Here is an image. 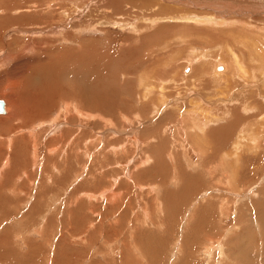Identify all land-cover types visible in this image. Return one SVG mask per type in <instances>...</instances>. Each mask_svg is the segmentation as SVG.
<instances>
[{
  "label": "rangeland",
  "instance_id": "374dc122",
  "mask_svg": "<svg viewBox=\"0 0 264 264\" xmlns=\"http://www.w3.org/2000/svg\"><path fill=\"white\" fill-rule=\"evenodd\" d=\"M52 1L46 4V8L52 6L48 15L55 6ZM123 1L61 2L79 14L77 17L73 14L75 17L69 22H74L71 24L76 26V32L72 25H65L54 47H76L80 52L65 61L72 67L51 69L50 76L46 72L48 80L42 71L41 85L37 84L40 87L33 86L37 92L26 86L24 80L20 88L8 85L11 76L24 67L14 60L2 63L6 53L0 49V100L8 104V112L0 113V264H264V89L247 88L246 77V83L241 81L242 77L235 80L230 69L226 73L231 78L227 79L224 73L222 80L236 84L232 89L209 74L200 77V84L192 79L198 80L197 73L202 70L196 61H191L193 56L206 55L212 49L214 52L210 54L216 55L215 58L226 56L223 58L226 65L229 61L221 41L225 43L228 39L230 45L232 38L226 34L232 31L230 35L241 34L237 38L249 34V29L238 24L242 21L256 24L259 34H264V0H150L154 7L146 3L142 6L143 0H135V6L142 7L139 10L129 7L130 0ZM148 9L150 13L163 9L164 14H169L166 17L163 14L148 27L142 21L149 16ZM13 15L17 17V12ZM224 17L240 22L209 26L212 20L224 21ZM13 22L8 28L0 29L4 43L23 35L14 30L20 26L33 29L24 20ZM228 27L232 31L226 33ZM68 31L75 40L62 38ZM188 34L191 35L184 37ZM145 36L152 40L147 41ZM218 37L221 39L217 40ZM218 44L220 50L216 48ZM159 46L163 48L160 50ZM238 47L235 45L237 50ZM88 50L92 51V58H88L85 52ZM84 60L93 64L89 76L84 73L87 65ZM224 61L220 60L223 64ZM207 65L205 69L209 72L212 65L210 62ZM152 72L156 73L152 75ZM183 75L190 77L185 81L187 85L180 80ZM157 77L164 79L162 87ZM148 85L149 92L145 90ZM88 86L92 90H85ZM49 88L56 93L55 98L45 93ZM67 88L65 93L63 90ZM75 90L96 98L95 113L90 119L81 112V116L77 115L75 104L80 100L73 96ZM142 90L145 94L140 95ZM61 91L64 99L57 97ZM159 92L163 94L159 96ZM250 93H253L251 97ZM257 93H262L261 97ZM37 94V101L30 100ZM137 94L140 98L147 97L138 100ZM118 98L124 100L123 107L115 102ZM40 101L53 102L49 104L53 107H41L42 110ZM30 102L34 106L29 107ZM244 104L252 110L243 108L244 112ZM193 108L194 113H190ZM200 108L203 111L197 112ZM209 109L214 110L209 112ZM192 115L200 126L203 120L205 123L209 120L206 130L193 126ZM213 118L216 120L211 121ZM243 128L247 133L239 141ZM151 136L155 139L150 141V146L145 145L144 139ZM146 155L150 156L149 161L140 164Z\"/></svg>",
  "mask_w": 264,
  "mask_h": 264
},
{
  "label": "bare ground",
  "instance_id": "6f19581e",
  "mask_svg": "<svg viewBox=\"0 0 264 264\" xmlns=\"http://www.w3.org/2000/svg\"><path fill=\"white\" fill-rule=\"evenodd\" d=\"M121 1V0H120ZM123 1V0H122ZM132 3H128V4H130L131 6H129L130 8H132L133 10H136V9H142V7H136L135 6V4H136V2H135V0H134V2H133V0H130ZM138 1V0H137ZM141 1V0H140ZM144 1V0H143ZM142 1V2H143ZM150 1V0H149ZM190 1V0H189ZM50 2V1H49ZM53 2V4H55V6H54V9H53V11L50 13V15H48V13H47V11H48V9H50L51 7L50 6H48L47 8H46V4H48V0H0V12L1 13H5L4 15L2 14H0V29H4V28H8L7 26L8 25H10L11 23H12V21H14L13 22V24L15 23V22H17L19 19L20 20H24V22H27L30 26H33V29H22L23 27L22 26H20V27H22V28H16V29H14V30H16V31H20L23 35H20V36H18V37H20V38H17L16 40L15 39H13L11 42H7V43H4L3 42V39L1 40L0 39V49H1V51L2 52H4V53H6L5 55H6V57H4V59L1 61L2 63H6L7 61H10V60H14V62L15 63H17V65L18 66H20V67H24L21 71L20 70H17V73L14 75V76H11L12 77V80H10V81H8V85H14V86H19V85H21V83L23 82V80H24V82L26 83V86H30V87H32L33 88V86H36L37 84H39V85H41V83L39 82V79L41 80L42 79V77H40V75H43L44 74V76L43 77H45L46 75V72L48 73L49 72V76H50V70L52 69V70H59V69H61L62 68V66L63 65H68V62H65L66 60H68V59H70V58H72L73 56H75V55H77L79 52H80V50L79 49H77L76 47H66L65 48V46L63 47V45L62 46H60V47H58V48H55L54 46L56 45V43L60 40V39H56V38H58V36L57 35H60L61 34V30L63 31V29L65 30V25H68V26H70V25H72L71 23H74V22H71V23H69L71 20H72V16H74L73 14H75V10L74 9H72L70 6H67L66 7V5L65 4H62L61 2H63V0H53L52 1ZM66 2V1H65ZM118 2V1H117ZM123 2H125V1H123ZM140 2V5H144L145 3L148 5V4H151L152 3V1H150V2H148V0H147V2ZM74 3V2H73ZM114 3V2H113ZM120 3V2H119ZM138 3V2H137ZM154 3V2H153ZM211 3V2H210ZM16 4H19L17 7H16ZM107 4V3H106ZM109 4V3H108ZM159 4V3H158ZM190 4V3H189ZM112 5V4H111ZM110 5V6H111ZM115 5V4H114ZM118 5V4H117ZM124 5V4H123ZM154 5L155 4H151V6H153L154 7ZM73 6V5H72ZM127 6V5H126ZM149 6V5H148ZM151 6H149V7H151ZM233 6V5H232ZM19 7V8H18ZM69 7L72 9L71 11L70 10H68L69 9ZM82 7V6H81ZM145 7V6H144ZM156 7V6H155ZM165 6H163V8H164ZM119 8V7H118ZM167 8H171V7H166V8H164V9H167ZM251 8V7H250ZM79 9V8H78ZM120 9V8H119ZM138 9V10H139ZM168 9V10H169ZM172 9L173 8H171V10H170V12H173V11H175V9L172 11ZM253 9V8H252ZM84 10V9H83ZM82 10V11H83ZM92 10V9H91ZM125 10V9H124ZM130 10V9H129ZM163 10V9H162ZM155 11L154 13H150V11H149V9H148V11L149 12H146V13H148V17H143L142 18V21L143 22H145V26H147L148 25V27H149V25H153V23L155 22V23H157V21H159L158 19L159 18H161V17H163V14L165 13V12H163V11ZM86 11V10H85ZM84 11V12H85ZM89 11V10H88ZM147 11V10H146ZM152 12H153V10H151ZM165 11V10H164ZM201 11V10H200ZM255 11V10H254ZM259 11V9H257V11L256 12H258ZM17 12V17H14V15H13V13H16ZM84 12H83V14H84ZM87 12V11H86ZM130 12H133V11H131L130 10ZM179 12V11H178ZM244 12V11H243ZM38 13V14H37ZM78 13V12H77ZM177 13V12H176ZM219 13V12H218ZM249 13V12H248ZM251 13H253L254 14V12H251ZM79 14V13H78ZM78 14L76 15V17L78 16ZM169 14V13H168ZM168 14H164V16L166 17V15H168ZM174 14V13H173ZM178 14V13H177ZM195 14V13H194ZM256 14V13H255ZM38 15V17L36 18V16ZM228 15V14H227ZM227 15H224V16H227ZM100 16V15H99ZM128 16V15H127ZM173 16V15H172ZM175 16V15H174ZM190 16V15H189ZM238 16V15H237ZM240 16V15H239ZM242 16V15H241ZM75 17V16H74ZM92 17V16H91ZM164 17V18H165ZM191 17V20L193 21V19H192V16H190ZM198 17V16H197ZM197 17H196V20H197ZM200 17V16H199ZM210 17V16H209ZM212 17L214 18V15L212 14ZM234 17V16H233ZM236 17V16H235ZM79 18V17H78ZM77 18V19H78ZM94 18V17H93ZM173 17H171V19H172ZM175 18V17H174ZM177 18H179V17H177ZM201 18V17H200ZM207 19H208V17H206ZM217 18V17H216ZM228 18V17H227ZM240 18V17H239ZM242 18V17H241ZM75 19V18H74ZM83 19V18H82ZM100 19H101V17H100ZM167 19V18H166ZM169 19H170V17H169ZM180 19H181V17H180ZM218 19V18H217ZM220 19V18H219ZM231 19V18H230ZM225 20V17L223 18V20L224 21H222V20H219V21H217V20H212V22H211V24L209 25V26H212V24H215L214 26H216V25H221V23H222V25H224V24H233V23H235L236 21H239V19L238 20H236V18H235V20ZM245 19H247V17H245ZM81 20V19H80ZM94 20V19H93ZM108 20V19H107ZM106 20V21H107ZM113 20V19H112ZM124 20V19H123ZM141 20V19H140ZM165 19H163V21H164ZM173 20H177V19H173ZM183 20V19H182ZM185 20V19H184ZM208 20H210V19H208ZM241 20V19H240ZM242 20H244V18L242 19ZM248 20V19H247ZM74 21V20H73ZM91 21H92V19H91ZM111 21V20H110ZM171 21V20H170ZM251 21V20H250ZM76 22V21H75ZM94 22H96V21H94ZM203 22V21H202ZM207 22V21H206ZM240 22V21H239ZM254 22V21H253ZM82 23V22H81ZM88 24H89V22H87ZM112 23V22H111ZM146 23H147V25H146ZM197 23H199V22H197ZM201 23V22H200ZM204 23V22H203ZM202 23V24H203ZM76 24H78V23H76ZM83 24V23H82ZM87 24V25H88ZM90 24H92V23H90ZM125 24V23H124ZM130 24V23H129ZM235 24H237V23H235ZM238 24H241L242 25V28H247V29H249L250 31V33L248 34V33H246V31L244 30V29H242V30H244L245 32L244 33H246V34H242L243 36L242 37H240V38H237L238 37V35L239 36H241V34L238 32V34L237 35H230V34H232V33H234L232 30H231V28L230 27H228V28H230V29H228V31L226 32V31H224V33L223 34H225V32L226 33H228L229 31H232V33L231 32H229L228 34H226L227 36H229V37H231L232 39H231V42L232 43H230V45H229V41L230 40H226V44L223 42V40L221 41L222 43H223V45H226L225 47H223V45H222V48H223V50H225V52L224 53H226L227 54V59H228V61L229 62H227L226 63V65H225V62H226V59H223V58H226V56L225 57H223V58H221V59H219L220 57L219 56H217V58H215V56L216 55H211L210 53H212V52H214V51H212L211 52V50L212 49H210V53H207L206 55H205V53H204V55H203V53H200V54H202V55H196L195 57L193 56L192 58H193V60H191V61H196L197 62V64H199V68H201V70H202V73L201 72H198L197 73V79L198 80H195V79H192V80H194V81H196V82H198L199 83V81H200V84H202L201 83V81H202V76L204 75V74H209L210 75V77H212V79H215L216 80V82H220V79H221V82L223 81L222 79L224 78L222 75L224 74L225 76H226V78H227V74H229V73H226L227 71H229V69L231 70V76L233 77V79H240L241 77L242 78H244V79H242L241 81H244V80H246L247 79V88H250V87H256L257 89L258 88H263L264 89V42H262L260 39L262 38V40H264V34L263 33H261V34H259V32L256 30L257 29V27L255 28V25L256 24H252V23H250L249 21H242V22H240V23H238ZM122 25V24H121ZM14 26H16V25H14ZM26 27L28 26V25H25ZM68 26H67V28H68ZM226 26V25H225ZM234 26V25H233ZM71 27H73V29L75 30V32H76V26L73 24ZM89 27H90V25H89ZM93 27V26H92ZM150 27H152V26H150ZM221 27V26H220ZM240 27V26H239ZM238 27V28H239ZM10 28V27H9ZM63 28V29H62ZM70 28V27H69ZM68 28V29H69ZM79 28V27H78ZM83 28H85V27H82L81 29H83ZM96 28H97V26H96ZM153 28V27H152ZM164 28V27H163ZM172 28V27H171ZM175 29H176V27H174ZM183 28V27H182ZM209 28V27H208ZM71 29V28H70ZM73 29H71V30H73ZM80 29V28H79ZM142 29V28H141ZM150 29V28H149ZM155 29V28H154ZM166 29V28H165ZM165 29H164V31H165ZM210 29V28H209ZM215 29V28H214ZM223 29V28H222ZM51 30V31H50ZM71 30H69V31H71ZM88 30V29H87ZM90 30V29H89ZM148 30V29H147ZM176 30H178V29H176ZM176 30H174V31H176ZM203 30V29H202ZM205 30V29H204ZM225 30V29H224ZM6 31H7V29H6ZM67 31V30H66ZM67 32V33H63V36H62V38L63 39H65L66 41L68 40V41H73V40H75L74 38V35L72 34V33H70V32ZM81 31V30H80ZM85 31V30H84ZM160 31V30H159ZM169 31V30H168ZM168 31H166V32H168ZM172 31V30H171ZM171 31L169 32V33H171ZM158 32V31H157ZM156 32V33H157ZM161 32V34H163V32L162 31H160ZM165 32V33H166ZM200 32V31H199ZM205 32V31H204ZM203 32V34H205V33H207V32H205L204 33ZM220 32V31H219ZM218 32V33H219ZM243 32V31H242ZM11 33V32H10ZM50 33H52V34H50ZM70 33V34H69ZM155 33V34H156ZM159 33V32H158ZM193 34H194V32H192ZM3 34V32L1 31V34H0V36ZM4 34H5V31H4ZM7 34V33H6ZM75 34H77V33H75ZM160 34V35H161ZM177 34V33H176ZM198 35H199V33H197ZM203 34H200V35H203ZM213 34H214V32H213ZM236 34V33H235ZM16 35V33H13V36H15ZM47 35H50V36H47ZM159 35V36H160ZM164 35V34H163ZM172 35L174 36V32L172 33ZM191 35V34H190ZM189 34L188 35H186V36H184V37H186L187 38V36H190ZM196 35V34H195ZM207 35V34H206ZM250 35V36H249ZM43 36V37H42ZM210 36V35H209ZM237 36V37H236ZM5 37H6V35H5ZM146 37V40H147V37L148 36H145ZM144 37V38H145ZM151 37H152V35H151ZM164 37V36H163ZM175 37V36H174ZM210 37H213V36H210ZM217 37V36H216ZM259 37H261L260 39H259ZM2 38V37H1ZM59 38H61L60 36H59ZM61 38V39H62ZM143 38V37H142ZM149 38V37H148ZM156 38V36L154 37V39ZM185 38V39H186ZM151 39V38H150ZM149 39V40H150ZM184 39V40H185ZM219 39H221V37L219 38L218 37V39L217 40H219ZM149 40H147V41H149ZM152 40V39H151ZM157 40H159V39H157ZM181 40V39H180ZM182 40H183V38H182ZM183 40V42H185ZM189 40V39H188ZM214 40V39H213ZM212 40V41H213ZM7 41V40H6ZM14 42H15V45H17V47H15V48H13L14 47ZM190 42H192V41H190ZM198 42V41H197ZM221 42L219 43V44H221ZM155 43V42H154ZM186 44H188L189 43V41H187V42H185ZM193 43V42H192ZM214 43V42H213ZM68 44V43H67ZM156 44V43H155ZM172 44V43H171ZM183 45H185L184 43H182ZM218 44V47H216L217 49H219V47H221V45H219ZM195 45V44H194ZM212 45V44H211ZM213 45H215V44H213ZM217 45V44H216ZM235 45H238L239 47H238V49L239 50H237L236 48H235ZM71 46V45H70ZM78 46V45H77ZM82 46V45H81ZM150 46V45H149ZM151 46H152V44H151ZM191 46V45H190ZM210 46V45H209ZM152 47H154V46H152ZM156 47H158V46H156ZM161 46H159V49L161 50V48H163V47H161ZM168 47V46H167ZM169 47H170V45H169ZM147 48V47H146ZM193 48V47H192ZM209 48H211V47H209ZM57 49H59V50H57ZM122 49V48H121ZM157 48H155V50H156ZM215 49V48H214ZM213 49V50H214ZM155 50H153L154 51V53H155ZM174 50V49H173ZM192 50V49H191ZM208 50V49H207ZM216 50V49H215ZM220 50V49H219ZM148 51V50H147ZM152 51V50H151ZM180 51V50H179ZM189 51H190V49H189ZM218 51V50H217ZM34 54H33V53ZM86 53H87V55H88V58H92V51H85ZM159 52V51H158ZM193 52H194V50H193ZM200 52H203V51H200ZM32 53V55H30ZM53 53H54V56H53ZM146 53V52H145ZM148 53V52H147ZM156 53H157V50H156ZM195 53V52H194ZM220 53H222V51L220 52ZM103 54V53H102ZM101 54V55H102ZM150 54V53H149ZM148 54V55H149ZM152 54V53H151ZM177 54H179L180 55V53H177ZM181 54H183V53H181ZM189 54H190V52H189ZM196 54V53H195ZM223 54V53H222ZM241 54V55H240ZM147 55V57H149ZM154 55V54H153ZM156 55V54H155ZM176 55V54H175ZM188 55V54H187ZM192 55V54H191ZM221 55V54H220ZM190 56V55H189ZM189 56H188V58H189ZM3 57V56H2ZM145 57V56H144ZM150 57H151V55H150ZM149 57V58H150ZM158 57V56H157ZM174 57V56H173ZM208 57H210V58H212L213 59V62H214V64H217V65H214L212 62H211V59H209ZM222 57V56H221ZM245 57H246V60H245ZM76 58V57H75ZM156 57H154V60L156 61L157 60V58L155 59ZM166 58V57H165ZM187 58V59H188ZM23 59V63H21V60ZM145 59H147L146 57H145ZM167 59H169V58H167ZM185 60H187L186 58H184ZM148 60V59H147ZM171 60V59H170ZM207 60H209V61H207ZM220 60H225L224 61V64L223 63H221L220 62ZM48 61H51V63L50 64H48ZM77 61V60H76ZM191 61H189L190 63H191ZM247 61V62H246ZM84 62L87 64L86 66H85V72L84 73H86L88 76L89 75H91V72H89V69H90V66L92 67V65L93 64H91L90 63V61H85L84 60ZM118 62V61H117ZM153 62V61H152ZM152 62H151V65H153L152 64ZM168 62V61H167ZM195 62V63H196ZM198 62H200V63H198ZM210 62V64L212 65V67H211V70L208 72V68L207 69H205L208 65V63ZM156 63V62H155ZM170 63V62H169ZM228 63H229V65H228ZM74 64V63H73ZM143 64V63H142ZM189 64V63H188ZM21 65H23V66H21ZM151 65H149V67H151ZM68 66H70V67H72V65L71 64H69ZM75 66V65H74ZM147 66V65H146ZM154 66V65H153ZM189 66H190V64H189ZM191 66H192V64H191ZM190 66V67H191ZM214 66V67H213ZM185 67H186V65H185ZM193 67H194V64H193ZM195 67H196V65H195ZM209 67V66H208ZM147 68V67H146ZM145 68V69H146ZM192 68V67H191ZM190 68V69H191ZM45 69V70H44ZM87 69V70H86ZM149 69V68H148ZM197 69V68H196ZM221 69H223V71L222 72H217L216 70H221ZM123 70H124V68H123ZM151 71H152V69H150ZM193 70H195V68L193 69ZM207 70V71H206ZM252 70V71H251ZM45 72V73H43V72ZM146 71V70H145ZM156 71V70H155ZM182 71V70H181ZM43 74H42V73ZM72 72V71H71ZM148 72V71H147ZM146 72V74H149V73H147ZM183 72H184V70H183ZM193 72V71H192ZM208 72V73H207ZM75 73V77L77 76V73L76 72H74ZM145 73V72H144ZM143 73V74H144ZM153 73V72H152ZM154 73H156V72H154ZM154 73L152 74V75H154ZM157 73H159L158 71H157ZM145 74V75H146ZM160 74H162V73H160ZM182 74V73H181ZM191 74V73H190ZM48 75V74H47ZM144 75V76H145ZM177 75V74H176ZM209 75H208V77H209ZM230 75V74H229ZM70 76V75H69ZM156 76H159V75H156ZM164 76V75H163ZM183 76H185V75H183ZM183 76H181V81H187V80H189L190 79V77L189 76H185V77H183ZM192 76H193V74H192ZM204 76H206V75H204ZM47 77V80H48V76H46ZM63 77H64V74H63ZM71 77V76H70ZM125 77L127 78L128 76H126L125 75ZM140 77H142V76H140ZM150 78L151 80H152V78L150 77V75H147V78ZM161 78H163L162 77V75L160 76ZM166 77L167 76H165V79H166ZM183 77V78H182ZM195 77V76H194ZM193 77V78H194ZM201 77V78H200ZM207 77V76H206ZM245 77H246V79H245ZM54 78V77H53ZM69 78V77H68ZM144 78V77H143ZM142 78V79H143ZM145 78H146V76H145ZM160 78V79H161ZM171 78H173V77H170V80H172ZM201 80H200V79ZM205 78V77H204ZM229 78H231V77H228L227 79H229ZM9 79V78H8ZM45 79V81H47L46 80V78H43V80ZM155 79V78H154ZM157 79H158V77H157ZM168 79V78H167ZM60 80H62V79H60ZM76 80L77 81H80V79H78V78H76ZM144 80H146V79H144ZM159 80V79H158ZM162 80H164V79H162ZM162 80H159V81H161L160 82V86H161V84L162 83H164ZM176 79H174L173 81L174 82H176L175 81ZM191 80V81H192ZM232 79H230V81H231ZM248 80H250V81H248ZM154 82H156V80H153ZM167 81V80H166ZM173 81H171V82H173ZM193 81V82H194ZM205 81H206V78H205ZM229 81V82H230ZM238 81V80H237ZM241 81H239V83H241L242 85L244 84V83H246L245 81H244V83L243 82H241ZM147 82H149L148 81V79H147ZM168 82V81H167ZM178 82V81H177ZM183 82V83H184ZM211 82V81H210ZM233 82H234V80H233ZM145 83V82H144ZM158 83V82H157ZM179 83V82H178ZM181 83V82H180ZM215 83V82H214ZM223 84L225 83L224 81L222 82ZM235 83H237V82H235ZM140 84H143L142 82L140 83ZM148 84V83H147ZM150 84L152 85L153 84V82H150ZM175 84V83H174ZM177 84V83H176ZM185 84L187 85V83L185 82ZM204 84V83H203ZM220 84V83H219ZM225 84H227V88L228 89H232V87H234V86H236V84H232V81H231V83H225ZM39 85H37V86H39ZM47 85V84H46ZM62 85V84H61ZM146 85V84H145ZM150 85V86H151ZM167 85V84H166ZM206 85V84H205ZM221 85V84H220ZM238 85V84H237ZM6 86V85H5ZM4 86V87H5ZM158 86H159V84H158ZM158 86H153V87H158ZM162 86H163V84H162ZM161 86V87H162ZM165 86V85H164ZM207 86V85H206ZM216 86L218 87V83L216 84ZM222 86V85H221ZM224 86V85H223ZM243 86H245V85H243ZM261 86V87H260ZM30 87H28V88H30ZM40 87V86H39ZM38 87V88H39ZM48 87H50V85L48 86ZM146 87V89L145 90H147V92H149L148 91V87H149V85L148 86H145ZM152 87V86H151ZM201 87V86H200ZM19 88H20V86H19ZM27 88V89H28ZM42 88V87H41ZM56 88V87H55ZM89 88V89H88ZM207 88V87H206ZM236 88V87H235ZM35 88H33V90H34ZM43 89V88H42ZM52 89H53V87H52ZM52 89L51 88H49V89H46L45 90V93L47 94V95H49L48 93H50L51 94V97H54V95L56 94L55 92L53 93V91H52ZM86 89H88V90H92L91 88H90V86H88V87H86L85 88V90ZM150 89V88H149ZM152 90H153V88H151ZM150 89V90H151ZM158 89H160V88H158ZM161 89H163V88H161ZM160 89V90H161ZM165 90H167L166 88H164ZM163 89V90H164ZM204 90H205V86H204V88H203ZM209 89V88H208ZM208 89H207V91H208ZM224 89V88H223ZM227 89V90H228ZM15 90H17V89H15ZM32 90V91H33ZM36 90V89H35ZM34 90V91H35ZM39 90V89H38ZM54 90H56V89H54ZM62 90V89H61ZM66 90H68V88L67 89H64L63 91L65 92ZM77 90V89H76ZM76 90H75V92L73 93V96L74 97H76L77 99V101L78 100H80V102H79V104H75L78 108V110H79V113L77 114V115H80L81 116V114L84 116H86L87 118H89L90 119V117H93L92 116V114H94L95 112H94V109H93V105L94 104H96V103H94L95 102V100H96V98H93L92 96H89L85 91L83 92V93H81V94H78V91L76 92ZM159 90V91H160ZM210 90H212V89H210ZM29 91H31V90H29ZM33 91V92H34ZM58 91H59V89H58ZM63 91H61L59 94V96H57V97H60V98H63L62 96H65V94H64V92ZM143 91V90H142ZM142 91H141V94L140 95H142V94H145L144 93V91H143V93H142ZM264 90H262V92H263ZM35 92H37V90L35 91ZM35 92H34V94H35ZM155 92V91H154ZM153 92V93H154ZM210 94H211V92L210 91H208ZM223 92V91H222ZM66 93V92H65ZM140 93V92H139ZM138 93V94H139ZM162 93V92H161ZM161 93L159 92V96L161 95ZM213 93H215L214 91H213ZM219 93V92H218ZM236 93V92H235ZM30 94V93H29ZM32 94V93H31ZM138 94H137V96H138ZM163 94V93H162ZM165 94V93H164ZM198 94V93H197ZM209 94V96L211 97V96H213V95H215V94H213V95H210ZM226 93H224V95H225ZM237 94H239V96H241L240 94H241V92L239 93V92H237ZM251 94H253V93H250V97H251ZM254 94H256V93H254ZM257 94H259V93H257ZM261 95H262V93H260ZM260 94L258 95V96H260ZM263 94H264V92H263ZM43 95V94H42ZM78 97H77V96ZM140 95L138 96V100H143V99H145L147 96H144L145 98H143V96H142V98H140ZM201 95V94H200ZM200 95L198 94V96H199V100H201L202 101V98L200 97ZM217 95V94H216ZM215 95V96H216ZM221 95V94H220ZM223 95V96H224ZM234 95V94H233ZM249 95V94H248ZM37 96H38V94L36 95V97H35V95L33 96V97H30L31 99L30 100H32V98L33 99H35V101H37L36 99H37ZM72 96V95H71ZM164 96V95H163ZM227 95H225L224 96V98L226 97ZM232 96V95H231ZM14 97V96H13ZM28 97V96H27ZM39 97V96H38ZM41 97V96H40ZM45 97H47V96H45ZM150 97V96H149ZM195 97V96H194ZM203 98H204V95L202 96ZM214 97V96H213ZM217 97V96H216ZM216 97H214V98H216ZM219 97H221V96H219ZM218 97V98H219ZM242 97V96H241ZM261 97V96H260ZM263 98H264V96H262ZM48 98H49V96H48ZM55 98V97H54ZM67 98V97H66ZM161 98H163V97H161ZM164 98H165V96H164ZM163 98V99H164ZM168 98V97H167ZM201 98V99H200ZM232 98V100H233V97H231ZM236 98V97H235ZM11 100H12V96H11V98H10ZM15 99V98H14ZM13 99V100H14ZM27 99V101H28V98H26ZM40 99V98H39ZM38 99V100H39ZM50 99V98H49ZM51 99H53V98H51ZM50 99V100H51ZM64 99V98H63ZM93 99H94V101H93ZM101 99V98H100ZM99 99V100H100ZM121 98H118V100L116 99L115 100V102H118L119 103V105L120 106H124V100H120ZM149 99V98H148ZM156 99V98H155ZM197 99V98H196ZM206 99V98H205ZM225 99H227V102H229V100H228V98H225ZM240 99V98H239ZM247 99H249V98H247ZM29 100V101H30ZM47 100V99H46ZM56 100V99H55ZM75 100V99H74ZM103 100V99H102ZM101 100V101H102ZM136 100V99H135ZM157 100V99H156ZM162 100V99H161ZM161 100H160V102H161ZM164 100H167V99H164ZM195 100V99H194ZM209 101H211L210 99H208ZM238 100V99H237ZM241 100V99H240ZM29 101H28V103H29ZM54 101V100H53ZM149 101V100H148ZM197 101H198V99H197ZM205 101H207V100H205ZM224 101V99L222 100V102ZM231 101V100H230ZM41 102V101H40ZM141 102V101H140ZM199 102V101H198ZM202 102H204V101H202ZM201 102V103H202ZM212 102V101H211ZM4 103H5V112H2L1 114H6L7 112H8V104L6 103V101H4ZM31 103V102H30ZM34 103V102H33ZM33 103H31L30 105H29V107L30 106H34V104ZM37 103V102H36ZM44 103H46V102H41V104H40V106H39V108H43V109H49L50 108V106L51 107H53V105H49V104H52L53 102H51V103H46V104H44ZM105 103V102H104ZM128 100L126 101V106H128ZM137 103V102H136ZM189 103H190V101H189ZM194 103H195V101H194ZM193 103V104H194ZM200 102H199V104L200 105H202ZM206 103V102H205ZM207 103H208V101H207ZM220 103V102H219ZM55 104V103H54ZM111 104V103H110ZM117 104V103H116ZM135 104V103H134ZM163 104V103H162ZM165 104V103H164ZM198 104V105H199ZM211 104V103H210ZM222 104H224V103H222ZM221 104V105H222ZM225 104H226V102H225ZM234 104V103H233ZM7 105V106H6ZM159 105H160V103H159ZM190 105H192V104H190ZM194 105H196V106H198L197 104H194ZM199 105V107H202V106H200ZM212 105H216V104H213L212 103ZM211 105V106H212ZM229 105V104H228ZM230 105H232V104H230ZM38 106H35V107H38ZM72 106V105H71ZM234 106V105H233ZM35 107H32V108H34L35 109ZM74 107V106H73ZM96 107V106H95ZM107 107H108V105H107ZM117 107V106H116ZM155 107V106H154ZM157 107H158V105L155 107L156 109H157ZM204 107V106H203ZM207 107V106H206ZM224 107H226V106H224ZM235 107V106H234ZM234 107H232V109L234 108ZM32 108H31V110H32ZM39 108H36L37 110L39 109ZM41 108V109H42ZM74 108H76V107H74ZM100 108V107H99ZM109 108V107H108ZM192 108V107H191ZM210 108H213V106L212 107H210ZM227 108H228V106H227ZM236 108V107H235ZM243 108H244V110L245 111H248V110H252L251 109V107L250 106H247L246 104H244L243 105V107H242V110H243ZM246 108H248V110L246 109ZM35 109V110H36ZM40 109V112L43 110H41ZM68 109V108H67ZM66 109V110H67ZM86 109V110H85ZM91 109H93L92 111H91ZM119 109V108H118ZM120 109H122V108H120ZM132 109V108H131ZM135 109V108H134ZM237 109V108H236ZM30 110V111H31ZM73 110H76V109H73ZM140 110V109H139ZM146 110V109H145ZM159 110V109H158ZM193 110V112H190V113H194V108L192 109ZM191 110V111H192ZM202 109L200 108L197 112H199V111H201ZM212 110H214V109H212ZM211 110V111H212ZM243 110V111H244ZM46 111V110H45ZM60 111V110H59ZM91 111V112H90ZM188 111H190V110H188ZM203 111V110H202ZM206 111V110H205ZM207 111H209V112H211L210 111V109L209 110H207ZM222 111H224V110H222ZM244 111V112H245ZM68 112V111H67ZM71 112V111H70ZM76 112V111H75ZM80 112H81V114H80ZM138 112V111H137ZM140 112H142V111H140ZM184 112H186V111H184ZM225 112H226V109H225ZM189 113V112H188ZM259 113V112H258ZM257 113V114H258ZM261 113V112H260ZM102 114H104V113H102ZM184 114V113H183ZM195 114H196V112H195ZM211 114V113H210ZM231 114V113H230ZM96 115V114H95ZM126 115V114H125ZM128 115V114H127ZM139 115V114H138ZM199 115V114H198ZM202 115V114H201ZM142 116V115H141ZM193 116V115H192ZM192 116H189V117H192ZM203 116H205L204 115V112H203ZM256 116V115H255ZM264 116V115H263ZM78 117V116H77ZM194 117V119L192 120V121H190V122H192V124H193V126L194 127H198V125H199V123L198 122H196L197 120H196V118H195V115L193 116ZM199 117H200V115H199ZM199 117H197V119L199 118ZM214 117V116H213ZM127 118V117H126ZM215 118V117H214ZM210 119L211 121H214V120H216V119ZM187 119H191V118H187ZM203 119V118H202ZM53 121V120H52ZM193 121H194V123H193ZM198 121H199V119H198ZM202 121V120H201ZM208 119H206V123H205V121L203 120V122H200V124L201 123H203L202 125L204 126H200V127H198L199 129H202V130H204L207 126H208ZM57 122V121H56ZM130 122V121H129ZM192 126V125H191ZM210 126V125H209ZM194 127H192V128H194ZM188 128V127H187ZM197 128V129H198ZM198 129V130H199ZM29 130H31L32 131V129H29ZM186 130V129H185ZM196 130V129H195ZM206 130V129H205ZM241 130V129H240ZM136 131H137V129H136ZM192 131V130H191ZM197 131V130H196ZM229 131V130H228ZM243 132L240 134L241 136H240V138H239V141H241V139L242 138H244V135H245V133H247V131L245 130V128H243V130H242ZM251 131V130H250ZM30 132V131H29ZM254 133V132H253ZM257 134V133H256ZM138 135V134H137ZM255 135V134H254ZM254 135H252V139H253V137H254ZM257 136V135H256ZM259 136V135H258ZM140 137V136H139ZM246 137V136H245ZM256 138H258V137H256ZM256 138H255V140H256ZM153 139H155V137H149V139H144L145 141H143V142H146V144L145 145H148V146H150V141H153ZM245 139V138H244ZM259 139V138H258ZM10 140V139H9ZM13 140V139H12ZM23 140V139H22ZM25 140V139H24ZM34 140V139H33ZM32 140V141H33ZM249 140V139H248ZM255 140H253V141H255ZM35 141V140H34ZM12 142H14V141H12ZM132 142V141H131ZM257 142V141H256ZM238 143L239 142H236V146H238ZM133 144V143H132ZM144 144V143H143ZM240 144H241V142H240ZM156 145V144H155ZM140 146V145H139ZM241 147H242V144H241ZM240 149V148H239ZM123 150V149H122ZM171 152V151H170ZM169 152V153H170ZM36 155V154H35ZM37 158H38V156H37ZM149 159H150V156H148V155H146L145 156V158H144V160H142L141 162H140V164H143V163H146L147 161H149ZM7 161V160H6ZM5 165H6V163H5ZM139 168V167H138ZM1 176V175H0ZM75 178H77V177H75ZM79 179V178H78ZM78 179H76V180H78ZM76 180H73V182H76ZM209 193V191H206L205 193ZM210 195H212L211 193L210 194H208L207 196H209L210 197ZM246 195V194H245ZM91 196V195H90ZM206 196V197H207ZM203 198H205L204 196H202ZM208 199H210V198H208ZM212 199V198H211ZM210 199V200H211ZM214 199V198H213ZM210 202V201H209ZM213 202V201H212ZM260 204V203H259ZM261 205H263V204H261ZM206 207V206H205ZM207 207H209V206H207ZM184 227V226H183ZM217 244V243H216ZM215 244V245H216ZM212 251V250H211ZM208 253V252H207Z\"/></svg>",
  "mask_w": 264,
  "mask_h": 264
},
{
  "label": "water",
  "instance_id": "95a60500",
  "mask_svg": "<svg viewBox=\"0 0 264 264\" xmlns=\"http://www.w3.org/2000/svg\"><path fill=\"white\" fill-rule=\"evenodd\" d=\"M5 112V103L4 100H0V113Z\"/></svg>",
  "mask_w": 264,
  "mask_h": 264
}]
</instances>
